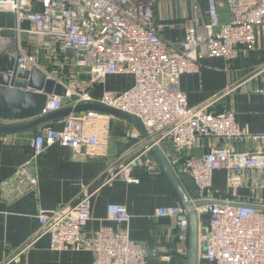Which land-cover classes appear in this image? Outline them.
<instances>
[{"label": "built area", "instance_id": "2783aa9c", "mask_svg": "<svg viewBox=\"0 0 264 264\" xmlns=\"http://www.w3.org/2000/svg\"><path fill=\"white\" fill-rule=\"evenodd\" d=\"M190 1V21L184 38L176 42L165 37V32L173 29L172 21L161 20L155 14L158 0H0V12L14 14L18 24L29 21V35L39 41L33 50L19 44L18 69L38 70L66 89L63 96H49L43 114L84 102H98L130 114L141 121L152 146L169 163L199 149L203 138L215 141L209 152L181 158L184 172L191 177L200 197L225 202L197 209L199 216H210L208 227L199 236L203 258L209 264H264V206L233 205L213 195L216 171L230 172V181L236 185L246 171L264 174V134L243 130L232 112H214L212 106L217 100L191 107L179 84L183 75L198 73L206 59L231 61L241 53L252 52L258 32L264 33V0H227L224 19L220 0H207L206 11L200 0ZM52 46H57L52 67H46L42 64L43 54L50 52ZM58 49L74 51L73 64ZM81 68L88 69L87 84L79 78ZM261 75L264 64L257 73L234 84L226 93L249 92V83ZM110 76H131L133 86L121 92L106 90L100 98H94L93 91L105 86ZM258 92L264 94V88ZM111 121L109 114L87 111L63 120L61 132L54 124L42 126L33 139L31 159L17 170V189L21 195L38 188L31 166L49 147L68 148L75 159L96 155L108 143ZM128 139L139 143L105 172L103 184L119 178L128 183L139 182L132 173L151 147L136 133L130 132ZM167 141L173 145L174 153L166 151ZM251 143L257 145L255 151L239 150L241 145ZM150 163L144 162L148 170L154 166L152 163L150 167ZM254 184L260 191L264 190V182L259 178L254 179ZM99 190L100 187L85 192L70 208L53 213L41 211L38 237L48 235L51 249L57 252H91L93 264H150L158 253L131 240L128 231L101 227L86 234ZM156 214L176 219L180 237H188L189 219L183 206L162 207ZM130 218L123 205L107 207V221L127 224ZM12 262H19L18 255L3 264Z\"/></svg>", "mask_w": 264, "mask_h": 264}, {"label": "crops", "instance_id": "0c3cea01", "mask_svg": "<svg viewBox=\"0 0 264 264\" xmlns=\"http://www.w3.org/2000/svg\"><path fill=\"white\" fill-rule=\"evenodd\" d=\"M161 1L154 6L155 14L161 20H171L173 26V29L165 32V37L173 42L182 40L190 21L192 2L185 0L182 12L179 13L174 6L170 7L168 0L162 2L166 8ZM200 3L206 11L207 0H200ZM220 13L224 19L227 10L221 8ZM16 32H18L16 38H4L0 33V54L11 55L17 59L20 43L29 50L38 45L39 41L32 35L21 37V31L18 29ZM55 47L52 46L50 52L43 54V61L49 62L48 67H52ZM252 50L249 54L241 53L237 59L231 61L206 59L198 73L183 75L179 84L191 107H199L217 100L212 106L213 109L219 112H232L237 124L251 134H264V94L258 92L264 88V75L254 78L249 83L247 93L240 90L226 93L234 84L257 73L264 64V33L258 32L257 44ZM60 53L73 64L75 61L73 57H69L65 51ZM80 72L81 82L87 84L90 80L88 69L81 68ZM132 86L131 76H110L105 86L96 87L93 96L100 98L106 90L121 92ZM27 122L0 120L2 125ZM41 127L36 131L31 130L18 135L0 134V264L6 263V260L15 255H18L19 262L8 264H93L94 257L91 252L52 250L50 237L37 235L40 228L38 216L41 211L53 213L70 208L79 202L85 192H91L98 187L100 190L93 201V220L88 224L86 234L101 227H111L116 232L128 231L131 240L150 252L158 253V257L152 258L150 264H187L190 230L188 229V237L182 239L176 219L161 218L156 214L157 209L162 207L183 206L163 171L151 174L138 162L137 167L146 170L145 175L137 177L138 183H128L119 178L103 184L105 172L130 149L135 148L138 141L127 140L128 134L132 132L142 137L134 124L112 116L108 143L100 148L96 155H84L75 159L73 151L68 148L60 145L49 147L31 166V171L38 180V188L21 195L17 189V170L25 161L31 159L32 142ZM142 139L144 140L143 137ZM214 143L215 141L211 139L203 138L199 149L189 154L184 153L171 161L170 164L178 178L187 175L181 158L185 159L188 155L201 156L209 152ZM165 149L174 153L173 145L169 141L165 143ZM256 149L257 145L252 143L239 147L240 151ZM134 157L136 156L130 160ZM153 160V167L159 168L155 157ZM231 175L227 170L214 173L215 198L229 201L233 205L253 203L264 206V190L260 191L254 184L255 178L264 182V174L246 171L238 185L231 183ZM180 182L188 197L193 200L194 193L186 182L183 180ZM111 204L127 208L131 217L129 223L119 224L106 220L107 207ZM199 247V256L203 258V244L200 243V238ZM162 258H168V261Z\"/></svg>", "mask_w": 264, "mask_h": 264}, {"label": "water", "instance_id": "95a60500", "mask_svg": "<svg viewBox=\"0 0 264 264\" xmlns=\"http://www.w3.org/2000/svg\"><path fill=\"white\" fill-rule=\"evenodd\" d=\"M19 25V26H18ZM20 28L21 37H28L31 29L29 21H21L17 23L14 14L0 12V33L4 38H16ZM69 57H75L72 50H68ZM82 60V58H80ZM42 64L46 67L49 62L44 60ZM66 89L62 84L54 80L48 79L43 73L38 70L28 71L19 70L16 59L7 54H0V119L1 120H16L28 121L24 124L17 125H2L0 124V134L3 135H18L31 130H37L40 126L54 124L57 131H63L66 118L73 114L84 113L87 111H98L109 114L131 122L141 133L145 142L151 147L150 151L142 156L139 160L141 165L145 161H150L152 167L153 158L158 161L159 168L152 167L148 170L151 174H158L163 171L173 188L181 199L184 208L188 213L189 230H190V252L187 264H209L205 258H200L199 252V235L205 232L209 225L210 216L208 214L198 215L197 209L212 203H225L216 200H204L200 197L198 189L189 175L178 178L171 164L165 159L158 148L153 147L151 138L146 131L141 121L127 113L104 106L98 102H84L76 106H67L61 110L54 111L48 114H43L46 108L49 96H63ZM73 100H76L74 97ZM216 112V109H213ZM133 171V176L141 177L145 175L146 170L137 167ZM180 180L186 182V185L194 193V199L191 200L182 187Z\"/></svg>", "mask_w": 264, "mask_h": 264}, {"label": "rangeland", "instance_id": "374dc122", "mask_svg": "<svg viewBox=\"0 0 264 264\" xmlns=\"http://www.w3.org/2000/svg\"><path fill=\"white\" fill-rule=\"evenodd\" d=\"M164 1L166 0H162L161 3ZM168 1L170 3L171 8L174 6L179 11V13L182 12V5L184 4L185 0H168ZM220 1H221V8H224V10H227V0H220ZM162 4H164V7L166 8L165 3H162Z\"/></svg>", "mask_w": 264, "mask_h": 264}]
</instances>
